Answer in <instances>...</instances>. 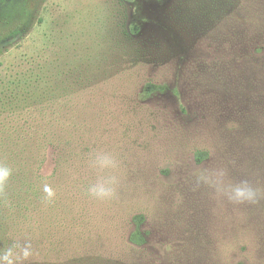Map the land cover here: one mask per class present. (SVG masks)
I'll use <instances>...</instances> for the list:
<instances>
[{"label": "rangeland", "instance_id": "1", "mask_svg": "<svg viewBox=\"0 0 264 264\" xmlns=\"http://www.w3.org/2000/svg\"><path fill=\"white\" fill-rule=\"evenodd\" d=\"M0 162L32 183L26 264H264V0H0ZM214 167L261 198L196 187Z\"/></svg>", "mask_w": 264, "mask_h": 264}, {"label": "clouds", "instance_id": "2", "mask_svg": "<svg viewBox=\"0 0 264 264\" xmlns=\"http://www.w3.org/2000/svg\"><path fill=\"white\" fill-rule=\"evenodd\" d=\"M90 167L96 170L97 178L88 186V194L100 200L115 198L119 178L111 173L119 167L117 158L108 152H96L90 160ZM12 174L13 168L0 162V192H3ZM193 176L196 187L206 185L214 196L227 198L234 204L257 203L262 195L261 189L253 186L248 180H231L228 170L224 167L196 169ZM43 191L47 200L51 201L55 197V191L50 185L46 184ZM32 255L30 239H25L23 243L13 242L10 246L0 249V264H26Z\"/></svg>", "mask_w": 264, "mask_h": 264}, {"label": "trees", "instance_id": "3", "mask_svg": "<svg viewBox=\"0 0 264 264\" xmlns=\"http://www.w3.org/2000/svg\"><path fill=\"white\" fill-rule=\"evenodd\" d=\"M197 157L200 158V154ZM19 176L12 174L3 192H0V249L10 246L13 242H17L18 237H21V232L27 229L23 228V225L28 224L30 219L25 218L27 215L24 213L26 206L23 197L33 194L32 183H28V187L23 190L21 186L18 187L17 185L20 182ZM134 221L136 229L131 234L130 240L136 245H144L146 237L140 229L143 217L135 216ZM239 264L244 263L241 262Z\"/></svg>", "mask_w": 264, "mask_h": 264}]
</instances>
